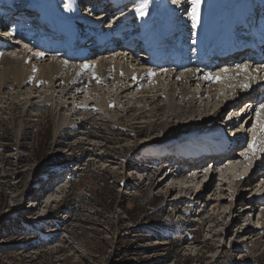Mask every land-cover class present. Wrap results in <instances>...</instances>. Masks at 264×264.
<instances>
[{
  "label": "rangeland",
  "instance_id": "obj_1",
  "mask_svg": "<svg viewBox=\"0 0 264 264\" xmlns=\"http://www.w3.org/2000/svg\"><path fill=\"white\" fill-rule=\"evenodd\" d=\"M13 1L0 3L9 8ZM46 1L64 4V0ZM130 1L118 0L109 11L101 4V10L79 9L77 15L100 33L117 22L127 28L111 36L107 50L92 47L94 38L83 40L76 51L85 49L91 57L67 62H105L129 71L155 72L156 61L150 63L154 50L149 47L154 20L143 22L136 12L133 22L121 21L136 4ZM182 1L142 0L138 8L157 9L163 2ZM36 2L26 0L37 8ZM13 15L0 26L3 53L28 57L30 63L22 64L24 68L66 62L65 47L47 56L50 52L38 40L42 35L31 24L24 28L25 23H20L23 32L30 30L31 39L11 36L15 27L9 23L17 25ZM46 16L48 23L42 25L48 31L55 25ZM185 17L180 27H185ZM133 25L137 28L130 30ZM131 34L143 37L135 52L120 47L119 41ZM37 53L45 54L47 61L32 60ZM237 57L246 66L247 55ZM15 73L6 72L0 63V264H264L260 224L264 221V201L260 202L264 200V148H260L264 122L253 102L261 99L258 91L264 88L240 99L245 96L243 87L252 80L246 68L238 75L215 73L224 74L213 86L216 100L206 93L196 102L197 113L183 109L175 119H166L170 104L165 93L175 82L166 72L138 84L131 81L134 88L123 99L119 94L124 82L75 86L68 81L65 86L61 80L34 81L33 72ZM183 73L177 72V77ZM205 73L214 74L211 69ZM258 74L263 83V68ZM23 77L27 82L21 85ZM201 84L194 83L190 90H206ZM154 87L165 94L157 105L164 104L166 115L157 114L159 119L153 117V109L144 113ZM222 102H227L225 107ZM174 103L184 104L180 98ZM215 113L212 123L200 124ZM224 137L235 142L228 149L231 156L222 162L213 151ZM253 138L255 154L249 147ZM226 165L233 166L230 174ZM187 166L193 171L181 179L177 174L181 176ZM38 194L44 201L36 202ZM230 202L231 213L222 218L220 213L228 210ZM236 215L240 222L230 229ZM252 231L256 235L251 236Z\"/></svg>",
  "mask_w": 264,
  "mask_h": 264
},
{
  "label": "bare ground",
  "instance_id": "obj_2",
  "mask_svg": "<svg viewBox=\"0 0 264 264\" xmlns=\"http://www.w3.org/2000/svg\"><path fill=\"white\" fill-rule=\"evenodd\" d=\"M77 1L80 2V0ZM97 2L98 0L92 1L93 5L89 9L96 7L98 10H101V8H99L101 6L100 4H97ZM109 2L115 5V3L112 1H104L101 5L107 6L109 5ZM13 3L14 4H12V6L9 8L6 6V4H4L2 10L0 8V12L2 13L1 18L4 19V22L8 21L12 17L11 15H18L17 13L24 11V9H26V11H36L43 10V7L47 8L43 11H45L47 15L53 19V22L51 23H53L55 26L47 28L48 31L44 33H42V29L40 28L41 25L39 27H34V29L38 30L42 35L38 40H42L45 44L44 46H46V49L50 52V55L47 56H51L53 51L58 50L57 48L65 47L62 49L64 52L62 56L65 57L66 62H59L60 64L51 63L48 67L24 68L22 67V64H26L27 66L29 65L28 63H30V59L28 57L19 58L18 56L7 55L0 50V63H2V65L5 67L6 72H33L32 76L34 77V81H38L39 79H46L50 82L61 80V83H63L65 86H67L68 81H70V84L75 86H80L81 84L85 83L91 85L92 82H97L104 85L110 80H114L115 83L118 84L120 82H124L125 87L121 89L122 91L119 94L120 98L122 99L126 97L124 94L125 92L134 88L131 81H134V83L136 82L138 84L145 79L157 75L158 73L166 72L169 73L170 76H172V80L175 81L170 86L169 91L166 92L165 95L160 93L161 90L159 87H154L150 91L151 96L146 99L148 107L144 109V113L150 109H153V117L156 119H159L157 114H162L164 116L166 115V111L163 113L165 107L164 104L157 105L158 100H160L161 96L163 95H165L167 102L170 104L167 108L168 116L166 119H175L179 113H183V109L188 110L186 113H197L195 110L196 102H198V100L201 102L204 98L203 96H205L206 93L210 95L215 101L216 96L214 95L215 89H213V86L217 85V83L219 84L220 80H222V77H224V74L221 75L219 73L216 75L215 73L217 72H232V75H238L241 74L240 72H244L245 68L247 69V72L249 73L252 80L246 84L249 85L248 87H243V89L246 91L242 93L245 94V96L241 97V100L244 98H251V93L254 89L264 88V81L263 83H260L258 77V72L262 70V68L264 72V55L261 54V48L259 49L260 46H264V0H202L200 6V19L195 27H193V22L191 19V4L189 0L182 1L174 5L163 2L164 5H161V7L157 9H154L152 6H150L146 9V14L140 17V20L143 22L145 20H154L155 28L150 31L153 41L149 42V47L154 50L151 53L152 60L150 63L153 64V62L156 61L153 66L155 72H147L145 69L129 71L127 67L125 68L124 66L105 62L93 64L86 62L83 65L79 64V62L74 64L67 62L74 59L79 61L91 57H89V53H87L85 49L79 52L76 51L77 46L80 47V44L83 40L90 38L89 40L91 41V39L94 38L96 43H93L91 45L92 47H104L103 49L107 50L111 36L121 35L120 33L125 31L127 28L123 24L117 22L115 27L109 28L107 31L102 33L97 31L98 29L96 28L91 29L90 24L84 18L80 17V15H77L79 3H77L76 0H64V4L62 6H53L49 4V1L37 0V8L34 4H27L26 0H14ZM142 3V0L138 1L137 6L131 8L127 13L126 18L121 21H126V23L133 22L136 17L135 14L137 9L142 5ZM184 15L186 16L184 18V23L186 25L185 27H180L181 25L179 24H181V20L183 19L182 16ZM8 16L11 17L8 18ZM27 19L28 17L22 18L21 22H24L25 20L27 21ZM46 20L47 16H45L44 21L48 23ZM3 23L0 22V26ZM21 25L22 24H20L18 28H11L10 35L31 39L30 30L25 29L23 32ZM2 27L3 25L1 28ZM31 27H33V25H31ZM43 27L44 26H42V28ZM133 28H137V25L131 26L130 30ZM249 29L252 30V33L256 37V40L250 44L246 43V39L238 35L245 30L247 32ZM123 39L124 40L119 41L121 44L120 47L134 50V52L137 48L136 44L143 43V37L140 34H131V36ZM62 41L65 42V44L62 45ZM93 52L94 51H91L90 54ZM239 53H245L247 55V60L245 59L246 67L241 66V61L243 59H239V57H237ZM45 56V54L43 55L41 53H37L31 57L32 60L41 59V61H47ZM211 62H214V64L210 65ZM85 65H89L90 67H85ZM207 67L208 69H211L214 74L205 73V70H208ZM237 70L239 71L234 73ZM180 71L184 72L183 77H177V72ZM14 75H16V73ZM207 76H210L211 78L206 79L205 77ZM16 78L17 77H15V79ZM24 79V77L21 79V85L27 82V80ZM158 82L161 83L163 80L160 79ZM199 82L202 83L201 85L204 84L203 88H206V90L191 91V85ZM179 86H181V88ZM178 87L180 89H177ZM176 91L181 92L175 93ZM258 92L260 93L259 96H261V99H254V108H256V112L258 114H261L264 122V110H262L260 107L262 105V101L264 100V90H260ZM208 95L207 97H209ZM236 95L239 94L236 93ZM175 98H180L184 104H175ZM223 103V107H225L227 102H222V104ZM232 105L236 106L234 104ZM248 107L250 108L251 105H248ZM216 116L217 114L215 113L209 118V120L201 119L200 124L203 125L205 122L212 123ZM231 124H233V122L230 123V125ZM241 136H243V133ZM224 138V140H227V137ZM256 141L257 139H255V142ZM234 142L235 140L231 143ZM231 143L222 140V142L216 145V149H214L213 153L220 157V161L223 162L231 156V153L228 150ZM260 148H264L263 139L260 143ZM207 149L210 154H213L211 153L212 149ZM232 169V165L225 166V170L229 174L232 172ZM191 170L192 167L187 166L182 172V175L180 176V174H177V176L182 179V177L185 176V173ZM170 176H172V174H170ZM246 182L247 181H244V183ZM175 184L177 185L176 182ZM172 188L175 189V185ZM186 191L189 192L191 189L188 187L186 188ZM36 196L37 203L41 202V200L44 201V197H41V194ZM34 197L35 195H33L31 198ZM262 201H264L263 198H261L260 202ZM26 203L27 200L24 201L23 205ZM232 206L233 204L230 202V207L228 210L225 209L220 213L222 218H225L231 213ZM220 214H217V216L220 217ZM261 220V229H263V218ZM207 222V219L204 218L203 223L205 224ZM239 222V215L232 217L230 229L231 226ZM256 233V231H252L251 236L256 235ZM217 235L218 233L216 236Z\"/></svg>",
  "mask_w": 264,
  "mask_h": 264
},
{
  "label": "snow or ice",
  "instance_id": "obj_3",
  "mask_svg": "<svg viewBox=\"0 0 264 264\" xmlns=\"http://www.w3.org/2000/svg\"><path fill=\"white\" fill-rule=\"evenodd\" d=\"M173 2H175V0H173ZM190 4H191V19L193 22V27H195V25L199 22L200 19V6L202 3V0H189ZM146 5L142 6L141 8L137 9L138 14H140L141 16L146 14ZM85 67H90L89 65H85ZM246 67V66H245ZM207 78H211L210 76L205 77ZM249 85H245V87H248ZM261 109L264 110V104H262ZM261 130L264 131V124H261ZM249 147L252 149L253 154H255L256 151V143H255V138H253V143L251 145H249Z\"/></svg>",
  "mask_w": 264,
  "mask_h": 264
}]
</instances>
